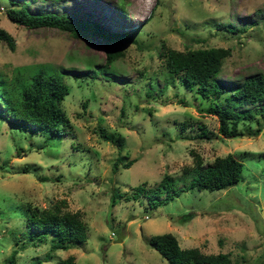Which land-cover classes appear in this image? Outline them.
Listing matches in <instances>:
<instances>
[{"label":"rangeland","instance_id":"1","mask_svg":"<svg viewBox=\"0 0 264 264\" xmlns=\"http://www.w3.org/2000/svg\"><path fill=\"white\" fill-rule=\"evenodd\" d=\"M11 1L0 0V27L15 41L12 50L0 41V71L32 64L62 70L69 92L61 106L69 126L50 140L12 123L8 112L0 117V264H55L67 254L75 264H167L147 242L161 232L173 234L180 247L226 252L228 264H264V110L237 124L247 135L220 134L216 116L203 109L207 99L223 103L228 92L197 95L163 70L157 54L161 40L179 50L229 47L217 79L235 84L264 73V0H121L123 8L119 0H26L31 12H63L101 30L86 27L77 36L10 20L5 10L21 0ZM235 27L244 29L231 31ZM132 28L131 39L105 40ZM106 42L123 52L108 69L101 65ZM88 60L95 63L92 70L84 66ZM260 104L236 108L254 111ZM100 129L114 140H104ZM191 150L202 165L233 153L243 163L242 178L215 190L189 188L151 206L142 195L111 200L112 191L155 186L163 173L185 184L183 169L194 165ZM59 199L64 209L79 212L86 239L54 249L44 260L50 236L29 239L25 206L42 208Z\"/></svg>","mask_w":264,"mask_h":264},{"label":"trees","instance_id":"2","mask_svg":"<svg viewBox=\"0 0 264 264\" xmlns=\"http://www.w3.org/2000/svg\"><path fill=\"white\" fill-rule=\"evenodd\" d=\"M10 2L13 3L11 0ZM118 5L123 8L124 3L119 0ZM5 13L10 20L31 28L55 27L75 36L85 31L86 27L98 33L101 31L97 24L63 12L57 13L52 10L31 12L26 0H21L20 3H15V6L8 7ZM135 29H127L104 37L105 40L109 36L110 39L122 37L131 39ZM243 29L235 27L231 31H243ZM0 41H3L9 49H14L13 36L2 27H0ZM160 48L157 54L163 60V70L178 76L186 88H194L197 95L206 99L217 98L228 92L223 96V103L207 99L209 103L203 109L204 112L216 116L217 131L226 137L247 135V132L239 129L237 124L239 122L248 124L254 114L264 110V103H262L264 101V73L257 72L247 75L240 82L230 84L216 78L223 58L230 53L229 47L207 46L179 50L166 47L161 40ZM104 49L105 58L101 65L104 69H108L123 52L117 50L116 45H110L107 42ZM92 62L88 60L84 66L92 70L95 64ZM14 68L16 72L12 74ZM63 75L62 70L54 71L50 65L46 64L45 66L32 64L28 67L12 66L9 72L0 71V117L8 112L12 117V123L29 128L33 132L42 133L50 140L57 139L64 134V126H69L66 113L61 106L63 97L69 92V86L63 81ZM178 100L183 101L182 97ZM257 102L261 104L254 111L249 108H236L242 104ZM258 130L259 127H256L252 134H256ZM202 134L205 135L204 130L201 131L200 136ZM99 135L104 140H114L112 134H106L102 129L99 130ZM115 140L120 142L121 137L117 136ZM191 152L194 165L183 169L182 175L188 176L185 184L178 186L172 176L163 173L155 186L146 189L144 183H139L131 186L130 192L112 191L111 200L113 202L114 198L138 200L142 195L147 197V203L151 206L166 202L189 188L215 190L232 185L242 178L243 163L233 153L227 152L223 156H215L212 162L202 165L199 154L192 150ZM132 160L123 162L122 167H128L133 162ZM41 178L46 179L44 176ZM160 194L163 195L159 197ZM65 206L64 199H59L42 208L29 202L25 206L28 212L25 226L29 239L44 242L47 235L50 236L49 249L43 256L44 260L52 256L51 252L54 249H65L85 242L87 227L84 221L77 210L64 209ZM147 242L157 250L167 264H228L230 262L226 252L203 253L197 247H180L177 239L170 232L154 233L147 239ZM13 254L14 250L9 255L10 263L13 260ZM39 262L40 260L37 259V263ZM55 264H75L74 255L67 254L64 257H58Z\"/></svg>","mask_w":264,"mask_h":264}]
</instances>
